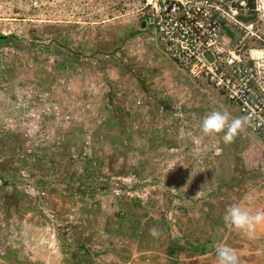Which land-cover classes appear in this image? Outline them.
Wrapping results in <instances>:
<instances>
[{"label":"rangeland","instance_id":"374dc122","mask_svg":"<svg viewBox=\"0 0 264 264\" xmlns=\"http://www.w3.org/2000/svg\"><path fill=\"white\" fill-rule=\"evenodd\" d=\"M141 1L0 0V264H217V245L264 264V226L222 219L264 210V141L201 132L240 116L162 53Z\"/></svg>","mask_w":264,"mask_h":264},{"label":"built area","instance_id":"2783aa9c","mask_svg":"<svg viewBox=\"0 0 264 264\" xmlns=\"http://www.w3.org/2000/svg\"><path fill=\"white\" fill-rule=\"evenodd\" d=\"M141 25L186 76L219 92L264 141V0H142Z\"/></svg>","mask_w":264,"mask_h":264},{"label":"clouds","instance_id":"9594fccd","mask_svg":"<svg viewBox=\"0 0 264 264\" xmlns=\"http://www.w3.org/2000/svg\"><path fill=\"white\" fill-rule=\"evenodd\" d=\"M251 119V116L232 117L227 111H212L203 118L200 130L205 136L223 133L224 143L229 144L249 125ZM186 135L194 142L198 140V137H194L190 132ZM222 219L227 227L241 231L249 238H253L257 228L264 226V210L253 212L238 204H232L226 208ZM149 234L153 237L158 236V228L151 227ZM215 253L217 264H240L236 251L227 245H217Z\"/></svg>","mask_w":264,"mask_h":264},{"label":"trees","instance_id":"16d2710c","mask_svg":"<svg viewBox=\"0 0 264 264\" xmlns=\"http://www.w3.org/2000/svg\"><path fill=\"white\" fill-rule=\"evenodd\" d=\"M252 1H253V0H248L249 4H251V3H252Z\"/></svg>","mask_w":264,"mask_h":264},{"label":"water","instance_id":"95a60500","mask_svg":"<svg viewBox=\"0 0 264 264\" xmlns=\"http://www.w3.org/2000/svg\"><path fill=\"white\" fill-rule=\"evenodd\" d=\"M142 27H144V25H142Z\"/></svg>","mask_w":264,"mask_h":264}]
</instances>
